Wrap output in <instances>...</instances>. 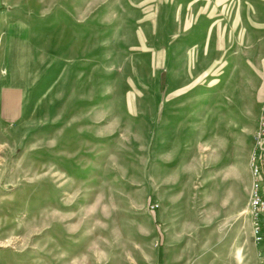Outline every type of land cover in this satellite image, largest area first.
<instances>
[{
    "label": "rangeland",
    "instance_id": "obj_1",
    "mask_svg": "<svg viewBox=\"0 0 264 264\" xmlns=\"http://www.w3.org/2000/svg\"><path fill=\"white\" fill-rule=\"evenodd\" d=\"M263 101L264 0H0V264H259Z\"/></svg>",
    "mask_w": 264,
    "mask_h": 264
},
{
    "label": "built area",
    "instance_id": "obj_2",
    "mask_svg": "<svg viewBox=\"0 0 264 264\" xmlns=\"http://www.w3.org/2000/svg\"><path fill=\"white\" fill-rule=\"evenodd\" d=\"M250 186L246 204L251 236L255 244L264 243V101L256 130L252 135V146L248 156ZM259 264H264V249L257 252Z\"/></svg>",
    "mask_w": 264,
    "mask_h": 264
},
{
    "label": "crops",
    "instance_id": "obj_3",
    "mask_svg": "<svg viewBox=\"0 0 264 264\" xmlns=\"http://www.w3.org/2000/svg\"><path fill=\"white\" fill-rule=\"evenodd\" d=\"M232 178H233V180H232ZM237 177L235 176V178L234 177H231L230 178V180H231V182H230V184H231V197H232V189H233V191L235 190V195H237L236 194V188H237V184H236V179ZM234 180H235V182H234ZM247 185H246V187H245V195H246V204H247V199H248V189H249V186H250V175H249V171H248V166H247V183H246ZM246 207V206H245ZM249 219V218H248ZM249 226H250V222H249Z\"/></svg>",
    "mask_w": 264,
    "mask_h": 264
}]
</instances>
